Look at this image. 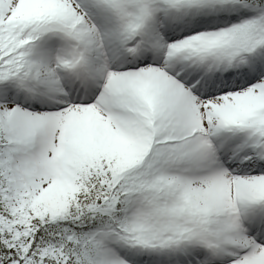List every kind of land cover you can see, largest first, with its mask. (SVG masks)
Wrapping results in <instances>:
<instances>
[{"label": "snow or ice", "instance_id": "obj_1", "mask_svg": "<svg viewBox=\"0 0 264 264\" xmlns=\"http://www.w3.org/2000/svg\"><path fill=\"white\" fill-rule=\"evenodd\" d=\"M0 264H264V0H0Z\"/></svg>", "mask_w": 264, "mask_h": 264}]
</instances>
